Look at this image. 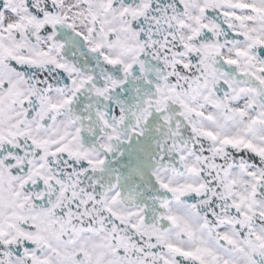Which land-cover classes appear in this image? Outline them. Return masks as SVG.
I'll return each instance as SVG.
<instances>
[{
  "label": "snow or ice",
  "instance_id": "6c2138e0",
  "mask_svg": "<svg viewBox=\"0 0 264 264\" xmlns=\"http://www.w3.org/2000/svg\"><path fill=\"white\" fill-rule=\"evenodd\" d=\"M0 264H264V0H0Z\"/></svg>",
  "mask_w": 264,
  "mask_h": 264
}]
</instances>
